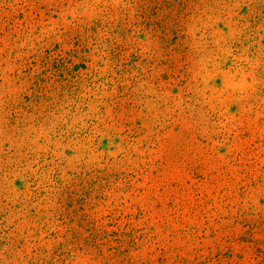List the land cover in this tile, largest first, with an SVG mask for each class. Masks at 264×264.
<instances>
[{"label":"rangeland","instance_id":"obj_1","mask_svg":"<svg viewBox=\"0 0 264 264\" xmlns=\"http://www.w3.org/2000/svg\"><path fill=\"white\" fill-rule=\"evenodd\" d=\"M149 1L0 0V264H264V0Z\"/></svg>","mask_w":264,"mask_h":264},{"label":"trees","instance_id":"obj_2","mask_svg":"<svg viewBox=\"0 0 264 264\" xmlns=\"http://www.w3.org/2000/svg\"><path fill=\"white\" fill-rule=\"evenodd\" d=\"M185 0H150L149 2L152 3L149 6H145L143 9L147 14L149 10L152 9L153 15L162 13L167 17L171 16V13L177 10L178 5L184 4ZM149 14V13H148ZM116 250V248H114Z\"/></svg>","mask_w":264,"mask_h":264}]
</instances>
